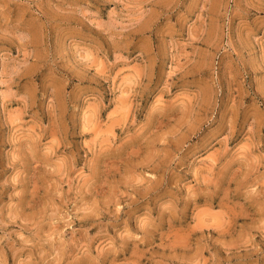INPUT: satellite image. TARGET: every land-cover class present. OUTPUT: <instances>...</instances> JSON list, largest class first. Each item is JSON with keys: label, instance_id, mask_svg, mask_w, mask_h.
I'll use <instances>...</instances> for the list:
<instances>
[{"label": "rangeland", "instance_id": "374dc122", "mask_svg": "<svg viewBox=\"0 0 264 264\" xmlns=\"http://www.w3.org/2000/svg\"><path fill=\"white\" fill-rule=\"evenodd\" d=\"M0 264H264V0H0Z\"/></svg>", "mask_w": 264, "mask_h": 264}]
</instances>
